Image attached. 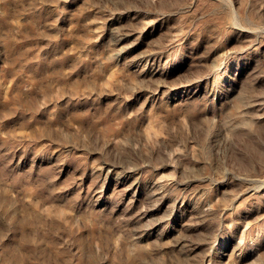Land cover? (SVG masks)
<instances>
[{
	"label": "rangeland",
	"instance_id": "obj_1",
	"mask_svg": "<svg viewBox=\"0 0 264 264\" xmlns=\"http://www.w3.org/2000/svg\"><path fill=\"white\" fill-rule=\"evenodd\" d=\"M0 264H264V0H0Z\"/></svg>",
	"mask_w": 264,
	"mask_h": 264
}]
</instances>
